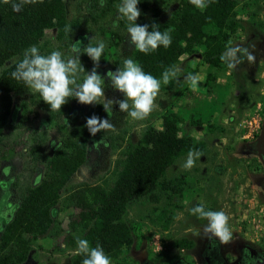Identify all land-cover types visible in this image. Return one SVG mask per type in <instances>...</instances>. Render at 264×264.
Listing matches in <instances>:
<instances>
[{"label": "rangeland", "instance_id": "obj_1", "mask_svg": "<svg viewBox=\"0 0 264 264\" xmlns=\"http://www.w3.org/2000/svg\"><path fill=\"white\" fill-rule=\"evenodd\" d=\"M120 2L113 0L112 9L96 22L86 5L79 3L77 7L73 1L67 5L70 16L89 18V28L83 26L74 42L87 39L96 44L103 41L106 45L96 71L104 77L105 98L113 100H122L124 96L112 88L106 72L114 71L116 61L123 59L130 48V35L125 30L127 21L118 19ZM236 2L237 18L257 30V36L247 46L256 57L255 63L246 60L245 72L235 81L224 63L214 67L204 61L205 45L211 46L210 38L195 44L191 52L180 56L176 64L180 69L179 79L162 85L157 107L146 120L134 121L119 110L118 104H113L115 111L107 119L116 130L105 131L111 143L107 139H93L87 162L73 177V183L84 181L92 186L111 180L115 161L126 146L135 143L147 125L162 128L166 114L177 121L179 135L187 137L191 150L203 153L190 170L182 167L189 151L173 166L172 172L183 175L185 180L180 195L160 203L139 199L130 207V217L143 223L142 236L131 247L123 246L120 253V256L126 253L130 264H167L173 256L181 255L193 258L188 251H202L209 243H219L203 234L206 221L190 214V209L201 202L230 216L232 242L249 244L264 254V0ZM185 3L186 0H140L141 15L137 20L166 25ZM205 32L206 38L214 34L211 28ZM54 33L49 31V37ZM238 36L236 32L225 43L242 41ZM63 53L65 57L73 55L71 47ZM80 60L86 72L93 69V61L86 53L80 54ZM188 73L200 78L196 87L184 79ZM84 75L81 73V82ZM100 102L103 103V98ZM89 105L70 98L66 108L77 115ZM28 111L25 119H18L5 131L10 156L0 162V180L21 174V181L36 185L42 180L45 168L33 166L29 160L30 148L37 139L51 146L64 138V118H52L33 105ZM253 119L256 126L250 125ZM10 212V208L0 210V264H70L76 249L75 238L80 236L82 228L79 208H62L58 214V232L39 236L24 228L3 233L2 223L10 218Z\"/></svg>", "mask_w": 264, "mask_h": 264}, {"label": "trees", "instance_id": "obj_2", "mask_svg": "<svg viewBox=\"0 0 264 264\" xmlns=\"http://www.w3.org/2000/svg\"><path fill=\"white\" fill-rule=\"evenodd\" d=\"M72 1L77 7L79 3L86 5L95 22L113 6V0H103V6L101 0H43L42 3L26 4L21 10L14 11L11 3L5 4L0 0V162L10 156L6 129L18 119H25L30 105L45 111L52 118H64L65 125V135L59 143L47 146L43 140L37 139L30 148V162L35 168L41 165L45 168L39 183H24L21 174L0 180V210H11L10 218L2 223V231L14 233L24 228L38 236L50 231L57 233L59 212L62 208L74 206L80 209L79 223H82V228L79 237L89 240L93 247L101 245L113 264H130L126 253L120 256L122 247H131L142 236L143 226L142 222L130 217V207L139 199L160 203L170 202L175 195H180L185 180L183 175H175L172 169L177 159L191 150V146L186 136L179 135L177 121L166 114L162 118V128L147 125L140 138L126 146L115 161L111 180L93 186L84 181L72 182L75 173L88 160L92 140L110 139L105 131L91 135L85 126L86 119L92 115L107 119L108 114L102 104H90L77 115H73L66 104L60 112L51 111L38 93H33L10 75L30 46L37 45L45 55L52 50L63 52L75 43L83 26L89 28V18L82 20L68 13L67 5ZM236 7V0H214L201 11L186 0L184 8L175 13L172 21L159 25L161 31L171 30L170 47L161 46L146 55L130 43L124 58L116 61V67H122L125 58H132L142 65L145 72L160 78L166 68L176 66L182 54L191 52L192 46L209 38L211 46L205 45L203 59L216 67L223 63L219 57L225 51V42L236 32L242 39L236 44L245 47L257 36L253 25L237 18ZM136 23L149 24L139 20ZM68 25L72 27L69 34L65 32ZM207 28H211L214 34L206 38ZM49 31L55 32L52 37H49ZM79 41L81 48L88 43L96 46L91 40ZM53 43L57 46L54 47ZM245 64L246 60L236 69L225 65L238 81L245 72ZM114 111L115 106L112 107ZM167 224L166 219L164 225ZM84 258L83 255H74L70 264H82Z\"/></svg>", "mask_w": 264, "mask_h": 264}, {"label": "clouds", "instance_id": "obj_3", "mask_svg": "<svg viewBox=\"0 0 264 264\" xmlns=\"http://www.w3.org/2000/svg\"><path fill=\"white\" fill-rule=\"evenodd\" d=\"M42 3L43 0H3L14 11H19L26 4ZM140 0H121L117 5L118 19L126 20V31L130 35V43L135 49L144 54H150L163 46L168 48L172 43L171 30L161 31L159 25L153 23L151 31L149 24H137L141 15L138 8ZM197 9L203 11L214 0H189ZM103 6V0H101ZM72 31L71 25L65 27V32ZM77 40L71 46L70 57H65L60 50H52L48 54H42L37 45H32L24 52L23 58L16 64L11 72L14 80L21 81L24 86L33 93H38L41 99L49 106L51 111L60 112L63 105L70 98H75L81 104H102L109 117L113 114V104H118L119 110L126 113L134 121H144L157 107L156 99L160 94L162 85H168L178 80L180 69L176 66L166 68L160 78L144 71L142 65L132 58H125L122 67L115 71H107L113 89L123 94L124 99L113 100L105 98V81L96 68L105 51V43L99 41L96 46L88 43L80 47ZM86 53L93 61L94 67L86 72L83 67L80 54ZM220 61L229 69H236L244 60L249 64L255 63L256 57L248 47L240 44L233 45L231 41L225 47V51L219 57ZM81 73H86L81 82ZM184 79L193 87L200 82V78L192 73L184 76ZM103 98V103H101ZM89 133L95 136L100 131H115V125L109 119H102L96 115L86 119L85 125ZM99 147V145H95ZM203 155L199 150H190L182 167L185 170L192 169L196 161ZM190 214L200 220L206 221L202 226L203 234L210 240L217 239L220 244H229L233 240V230L230 227V216L223 210H211L201 202L190 209ZM76 249L73 255L85 258L82 264H112L111 258L106 255L101 245H90L89 240L76 237ZM159 251V249H158Z\"/></svg>", "mask_w": 264, "mask_h": 264}, {"label": "flooded vegetation", "instance_id": "obj_4", "mask_svg": "<svg viewBox=\"0 0 264 264\" xmlns=\"http://www.w3.org/2000/svg\"><path fill=\"white\" fill-rule=\"evenodd\" d=\"M193 258L172 257L167 264H264V254L249 244L209 243L205 250L188 251Z\"/></svg>", "mask_w": 264, "mask_h": 264}, {"label": "built area", "instance_id": "obj_5", "mask_svg": "<svg viewBox=\"0 0 264 264\" xmlns=\"http://www.w3.org/2000/svg\"><path fill=\"white\" fill-rule=\"evenodd\" d=\"M252 123H254V125H257V121L255 119H253V121L250 123V125H252Z\"/></svg>", "mask_w": 264, "mask_h": 264}]
</instances>
